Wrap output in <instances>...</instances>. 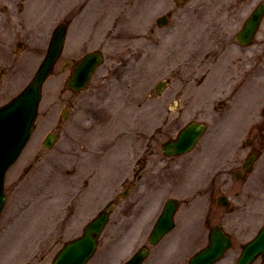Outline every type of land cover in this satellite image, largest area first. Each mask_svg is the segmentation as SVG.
<instances>
[{"label":"rangeland","instance_id":"374dc122","mask_svg":"<svg viewBox=\"0 0 264 264\" xmlns=\"http://www.w3.org/2000/svg\"><path fill=\"white\" fill-rule=\"evenodd\" d=\"M227 1L192 0V5L203 7L191 6L183 21L158 40L157 34L163 35L170 27H160L156 18L180 10L185 0H0V104L34 77L53 29L62 21L70 23L64 52L43 85L35 130L7 172L8 199L0 215V264L51 263L66 241L82 234L86 224L112 204L110 220L87 264H123L148 243L149 225L168 195L182 202L178 227L160 246L151 247L144 264H190V257L208 244L214 224H221L234 239L216 264H236L242 245L264 223V137L252 171L242 168L246 155L252 153V143L246 138L262 122L260 110L256 115L253 111L264 103V70L258 68L262 74L251 79L243 99L250 106L243 115L247 119L244 131L230 128L232 120H240L238 113L216 127L214 110L226 98L228 65L232 64L227 60L214 71L210 64H181L176 51L182 33L185 46L190 47L187 42L201 30L205 39L207 32L215 36L224 34V27L239 29L240 20L227 22ZM257 2L238 15L246 17ZM198 10H207L206 29L204 25L200 29L197 22V16L204 15ZM263 41L264 19L248 47L249 59L260 53ZM94 49L102 51L104 62L87 87L74 92L66 84L72 69L62 65ZM203 72L208 76L202 81ZM165 79H169L167 85L158 94L155 87ZM179 88L181 100L174 106L171 102ZM179 107L185 108L183 113ZM250 118L253 121L248 123ZM190 120L208 126L197 149L174 160L149 159V130L162 125L168 132L166 136L157 132L153 146ZM50 132L58 137L48 149L43 140ZM239 168L244 175L236 178L232 173ZM128 187L132 189L121 196ZM148 187L162 189L156 193ZM221 194L229 197V207L218 205ZM145 199L143 211V204H138ZM254 264H264V260L259 258Z\"/></svg>","mask_w":264,"mask_h":264},{"label":"water","instance_id":"95a60500","mask_svg":"<svg viewBox=\"0 0 264 264\" xmlns=\"http://www.w3.org/2000/svg\"><path fill=\"white\" fill-rule=\"evenodd\" d=\"M263 14L264 6L261 5L251 15L240 33L239 36L242 40L250 42ZM65 33L66 24L61 23L53 33L48 54L33 81L12 101L0 106V211L6 198L3 192L5 173L16 160L30 137L41 98L42 83L62 51ZM101 58L100 52L88 54L80 66L76 67L69 85L80 89L88 80L94 66L101 61ZM203 129V124L189 123L179 134L178 139L170 144L173 149L172 152L181 153L191 148ZM55 139L56 136L52 133L44 144L50 147ZM174 209L175 203H168L153 229L150 238L151 243H156L165 232L173 227ZM108 219L109 211H103L90 221L81 236L65 243L55 256L52 264H85L94 253L99 235ZM230 244V238L224 234L219 226H216L210 237V245L195 254L191 258V263L210 264L219 258ZM146 254L147 250L143 248L126 264H141ZM259 255L264 258V226L253 240L244 245L238 264H252Z\"/></svg>","mask_w":264,"mask_h":264},{"label":"flooded vegetation","instance_id":"af4514ba","mask_svg":"<svg viewBox=\"0 0 264 264\" xmlns=\"http://www.w3.org/2000/svg\"><path fill=\"white\" fill-rule=\"evenodd\" d=\"M187 1L188 0H185L180 10L175 11L174 9L173 11H170L169 13L166 14L167 21H170L171 18H173V16L177 17V20L175 21L176 26L172 27L169 32L163 33L164 38L165 36L169 35L174 30V28L178 26L177 23L179 24L181 21H183V19L185 18L184 17L185 13L188 11V9L191 6H193V8L197 6L196 9H200L203 7V5L201 4L192 5V3L187 6ZM237 1L238 0H232L231 2L228 3L229 5L228 8L225 9L227 13V22L232 23L233 20H231V18H235L237 16L238 10L246 8V4L244 0H241L240 2H237ZM198 11L204 13L202 17L197 16L203 21L202 23V21L197 18V22L201 24L200 29H203V25L205 27L204 29H206L208 23L205 19L209 17L207 14V10L205 11L198 10ZM224 29H225L224 34L219 32L215 36H212L210 35V32H207V37L205 39H203L202 37L206 33L205 31L201 30L198 33L197 38L193 39L192 41H189L191 42L190 44L187 42V45L190 47L185 46V42L183 38L184 36L182 33V37L177 42L176 51H177L178 58H181V64L191 63V64H195L196 66L199 63L200 64L205 63L207 65L210 64L211 70L213 71L216 67H220L219 66L220 63L226 62L227 60H229L230 64H232L233 66H235L234 62L236 64H239L238 66H235L236 67L235 70L233 69L232 65H228L230 72L227 75V79L229 83L226 84L227 85L226 89H228L225 92L226 98L219 100L218 106L214 110V113L216 115V117H214V120L216 123L215 125L218 126L219 119L221 118L222 115L227 114V115L232 116L235 113L241 114L240 120L237 123H235V126H236L235 129L242 130L244 123L247 120V119H243V115L246 113V109L250 107L246 104L244 105V102H243V99L246 97V93H247L249 74H251L252 71L263 66L264 46L261 49L260 53H257L256 57L252 59L251 61L252 63L250 64L247 46H244L235 40L234 31H231L225 27ZM225 34L227 36H225ZM233 34H234L235 41H233ZM262 45H264V41ZM186 49H189V51H187ZM196 69H200V68L196 67ZM183 71H184V68H183ZM207 76H208V73L203 72L201 74V78H202L201 80L202 81L205 80ZM213 88L214 87H210L209 91L213 92ZM203 92L204 91H202L201 93ZM181 93H182L181 88L177 89V94H178L177 96H180ZM215 94L217 93L215 92ZM180 110L183 113L184 107H181ZM261 118H262V122H259L256 124V129H258V131L255 132L254 135L252 136L249 135L248 138H246V141L252 143L251 144L252 152L256 151L257 156L260 152L258 151V146H262V137H264V133H263L264 132V116L262 115ZM253 125L249 129L252 130V128H255L253 127ZM154 130L155 131L151 129L147 132V134L149 135H148V140L146 143V148L148 149L149 159L151 158L161 159L162 157H166V155H164L162 151V146L167 140L171 139L172 136L169 135L167 136L168 138L164 140L162 143L160 144L155 143L152 146V143L155 139L157 132L161 133L160 135L162 136H166V133H168L167 131L163 130L162 125L154 128ZM242 131H244V129ZM245 144L246 143H243L242 147H244ZM157 145H158V151L156 148ZM251 154L252 153L250 152L248 155H246L243 161L242 168H244L245 162L251 156ZM170 157L174 158L175 156H170ZM149 169H150V166H149ZM235 172H241V175H243L242 170L240 168L236 169L234 173Z\"/></svg>","mask_w":264,"mask_h":264}]
</instances>
